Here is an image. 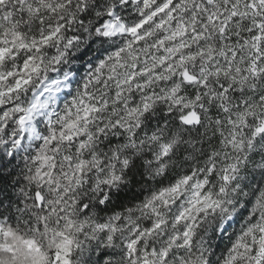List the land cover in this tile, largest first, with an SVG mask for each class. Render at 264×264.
<instances>
[{"label":"clouds","instance_id":"clouds-1","mask_svg":"<svg viewBox=\"0 0 264 264\" xmlns=\"http://www.w3.org/2000/svg\"><path fill=\"white\" fill-rule=\"evenodd\" d=\"M0 264H264V0H0Z\"/></svg>","mask_w":264,"mask_h":264}]
</instances>
